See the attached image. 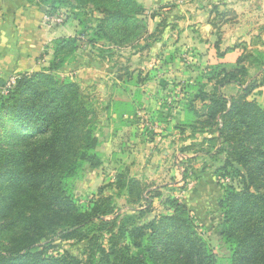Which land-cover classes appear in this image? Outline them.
Segmentation results:
<instances>
[{
    "label": "trees",
    "instance_id": "1",
    "mask_svg": "<svg viewBox=\"0 0 264 264\" xmlns=\"http://www.w3.org/2000/svg\"><path fill=\"white\" fill-rule=\"evenodd\" d=\"M38 2L47 16L73 10L80 31L88 11L98 13L88 42L93 48L98 41L132 45L147 35L144 10L135 0ZM82 35L54 40L48 67L15 76L0 96V264H264V110L248 100L264 83L249 78L250 68H264V54L247 53L235 65L207 67L213 84L191 88L193 101H207L205 115L197 114L192 102L185 106L187 123L194 122L195 114L206 117L202 126L215 135L206 141L218 146L217 155H225L218 174L231 181L217 200L222 223L214 245L198 233L184 203L160 193L145 196V188L126 170L110 185L115 197L131 205L158 199L167 211L139 224L143 214H118L113 198L103 195L105 186L90 210L77 206L70 182L82 175L85 165L101 167L99 142L87 98L70 76L56 72L80 49ZM231 83L240 91L226 99L220 89ZM54 237L85 242L82 258L45 257L38 244ZM223 248L227 255L217 256Z\"/></svg>",
    "mask_w": 264,
    "mask_h": 264
},
{
    "label": "crops",
    "instance_id": "2",
    "mask_svg": "<svg viewBox=\"0 0 264 264\" xmlns=\"http://www.w3.org/2000/svg\"><path fill=\"white\" fill-rule=\"evenodd\" d=\"M135 1L144 10L147 29V35L139 39L141 46L138 41L110 49L95 46L91 57H76L63 67L61 74L70 76L87 100L99 106L97 118L114 121L117 126L113 132L124 134L119 148L127 150L116 155L118 162L112 164L115 171L109 182L126 170L129 178L145 188V196L160 193L162 198H179L176 192L185 195L193 183L183 173L185 170L179 179L174 178V161L168 162L171 157L175 160L182 156L188 162L203 161L210 167L209 158H213L218 147L207 148L208 141L204 139L215 135L202 126L206 117L197 118L195 114L194 122L185 121V106L190 102L197 114L206 113L207 101H193L191 88L213 84L208 80L207 67L235 65L237 59L247 53L264 54V0H205V4L200 0ZM174 2L179 8L190 4L193 13L174 21L169 14L173 8L177 9ZM60 11L67 14L64 24L49 25L38 0H0V82L10 76L47 68L53 41L73 37L79 31L74 11ZM181 25L185 26L184 30ZM141 43L148 47L144 48ZM155 53L160 56L149 64ZM254 77L264 81V68L259 72L250 68L249 78ZM239 91L233 83L220 89L226 99L235 97ZM248 100L255 101L264 110V83L252 91ZM141 119L146 122L142 124ZM106 131L108 127L103 128L102 147L107 146L108 151L115 141ZM188 136L193 139L189 141ZM98 142L99 146V138ZM191 143H197L193 150ZM184 144L189 146L181 148ZM189 150L192 154L188 156ZM168 164H171L169 176ZM103 169L101 165L93 170ZM171 182L176 183L177 190L170 188Z\"/></svg>",
    "mask_w": 264,
    "mask_h": 264
},
{
    "label": "rangeland",
    "instance_id": "3",
    "mask_svg": "<svg viewBox=\"0 0 264 264\" xmlns=\"http://www.w3.org/2000/svg\"><path fill=\"white\" fill-rule=\"evenodd\" d=\"M203 4H205V0H200ZM190 5V4H189ZM189 5H183L181 8H179V4L177 5L175 2L173 3V6H177V9H172L169 14L173 15V20H182V18L189 16L191 13H193L191 7ZM90 16L87 19H83V29L80 31V26L79 31L75 33L77 35L79 32L82 33V38L79 37L80 40V53L77 51L74 56L67 57L65 61H63L62 64H64L59 71L56 73L59 75L64 76V74H61L63 67L67 65L68 63L71 62V60H74L76 57H91L93 53V47L89 46V41L92 40V34L95 30V26L97 24V20L100 18V15L98 13H93L91 11ZM83 16H88V13H84ZM172 20V17L170 18ZM88 20V21H85ZM66 21V19H65ZM64 21V22H65ZM204 24V21H202ZM179 26V25H178ZM182 29L184 30V25H181ZM179 31V29H178ZM74 35V36H75ZM140 40H138L137 44L139 43ZM145 42V40H144ZM152 43V47L154 46L155 40ZM134 44V43H133ZM142 44V43H141ZM139 45V44H138ZM143 46L146 45V43L142 44ZM98 47H104V48H111L112 45H110L107 42L104 41H98L94 45ZM137 46V45H136ZM141 46V45H139ZM150 46V47H151ZM99 49V48H98ZM106 50H103L105 52ZM108 51V50H107ZM158 53V52H157ZM156 56H160L159 54L154 55L148 63H154ZM50 60L51 61L53 55L51 53L50 55ZM61 57V55L59 56ZM161 62H163V56L160 57ZM58 64L60 63V60L58 59ZM61 64V65H62ZM255 71H252L251 73H254ZM73 76V75H72ZM92 107L93 111V118L91 119L93 126H94V131L93 135L100 141V145L98 146L99 148V153H97L100 156V160L102 162V165H104L103 170H97L94 171L91 169L88 165H85L82 171V175L78 176L76 179L72 180L70 182L71 185V190L74 193L76 197V203L77 206L83 210V211H88L91 208L92 202H94L98 197H97V192L100 190L99 188L102 186H105L103 188V195L107 197H112L113 199V204L116 206V210L118 211V214H121L122 216L124 215H130L132 214V211H138L139 213H142L143 216L141 218L140 216V221H138L139 224L146 223L147 221L151 220L157 213H161L164 210H166L165 207L161 206L159 200H153L151 202L148 201V205L145 203V201H142V203L139 204H129L128 201L125 198H116L115 196V191L112 190L110 187L111 179L113 178L114 174L113 172L115 171L112 168V164L118 162L117 154L119 151L122 149L119 148L120 146V141L121 139H125L124 134H118L113 132L115 130V127L117 126L114 121L112 120H107L103 118H97L96 114L99 112V106L95 105V103H92L88 101ZM99 114V113H98ZM140 121V119H138ZM146 122L145 120L141 119V123L143 124ZM108 125V126H107ZM112 126V127H111ZM108 127V133L109 136H113L112 140L115 141L113 148L110 150H105L107 146L102 147L104 143V132L103 128ZM115 133V134H114ZM103 134V135H102ZM108 136V137H109ZM123 137V138H122ZM193 136H188L189 141ZM201 138V136L199 137ZM204 140H209V139H204ZM107 142V141H106ZM122 142V141H121ZM125 144V143H123ZM189 144V143H188ZM184 144L181 148L184 146L188 145ZM194 144L197 143H191V149L193 148ZM210 144V146H209ZM189 146V145H188ZM187 146V147H188ZM214 147V143H208V150L209 148ZM198 147V145H197ZM114 153H111L114 151ZM127 150V149H126ZM126 150H122L125 152ZM179 152V149H177ZM193 150V149H192ZM192 150H189L190 152L188 153V156L192 154ZM115 154V155H114ZM122 156V155H121ZM119 156V157H121ZM225 159L224 154H219L213 155V158L208 161V164H212L210 167L206 165V163H203V161H197L195 159H192L193 161L188 162V159L185 157H180L176 158L174 160V157H171L169 163L171 161H174L173 163V172H174V178H180V174H182V170H185L183 172L184 174H187V177H189L190 182L192 184L191 189L186 193L185 195H181V193L176 192L178 195V200H181L188 209L190 210V213L192 218L194 219V222L196 226L198 227V233L205 239V240H210L214 245L218 244L220 240L219 236V229H220V223H222V215H220L218 209H217V200L223 195L224 190L229 187V184L224 180V177H221L219 172L223 171V162ZM200 160V159H198ZM169 168H167V176H169V171L171 168V164ZM240 169V168H239ZM195 170V173L193 172ZM229 172H233L231 170H228ZM226 172V171H225ZM190 174V175H189ZM229 179V178H228ZM168 180V178H167ZM230 180V179H229ZM107 182V183H106ZM104 183L106 185H104ZM173 185L170 188H173L172 190H177L175 187L176 183L174 184L171 182ZM236 185V184H235ZM168 194V193H167ZM140 206H144L142 209H140ZM162 207V208H161ZM141 210V211H139ZM40 247L43 248V250L38 248V252L40 250L42 251V254L45 257H58L62 256L64 254H69L71 256H74L76 258H82L81 253L83 249L86 246L85 242H78L77 240H71V241H62L58 237H54L50 240L43 241L40 244H38ZM227 255V251L223 248V250L217 251V256L219 257H225Z\"/></svg>",
    "mask_w": 264,
    "mask_h": 264
},
{
    "label": "built area",
    "instance_id": "4",
    "mask_svg": "<svg viewBox=\"0 0 264 264\" xmlns=\"http://www.w3.org/2000/svg\"><path fill=\"white\" fill-rule=\"evenodd\" d=\"M66 17H67L66 12L60 11L52 16H47L46 20L49 25H63ZM14 81H15V76H10L4 81L3 88H0L2 94H4V92L14 84ZM223 181L230 183V180L227 177H225Z\"/></svg>",
    "mask_w": 264,
    "mask_h": 264
},
{
    "label": "water",
    "instance_id": "5",
    "mask_svg": "<svg viewBox=\"0 0 264 264\" xmlns=\"http://www.w3.org/2000/svg\"><path fill=\"white\" fill-rule=\"evenodd\" d=\"M2 85H3V83L2 82H0V86L2 87Z\"/></svg>",
    "mask_w": 264,
    "mask_h": 264
}]
</instances>
